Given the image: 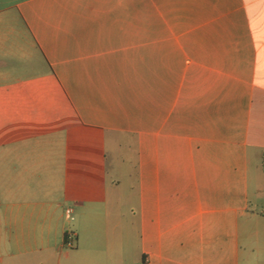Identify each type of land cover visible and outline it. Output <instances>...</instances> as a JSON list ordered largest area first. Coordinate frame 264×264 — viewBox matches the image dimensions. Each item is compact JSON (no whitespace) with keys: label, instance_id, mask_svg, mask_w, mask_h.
<instances>
[{"label":"crops","instance_id":"1","mask_svg":"<svg viewBox=\"0 0 264 264\" xmlns=\"http://www.w3.org/2000/svg\"><path fill=\"white\" fill-rule=\"evenodd\" d=\"M0 264H264V0H0Z\"/></svg>","mask_w":264,"mask_h":264},{"label":"built area","instance_id":"2","mask_svg":"<svg viewBox=\"0 0 264 264\" xmlns=\"http://www.w3.org/2000/svg\"><path fill=\"white\" fill-rule=\"evenodd\" d=\"M66 214L67 216L73 220L74 217H73V210L71 208H68L66 210ZM76 240H77V235L74 231H69L67 234H66V246L69 247V248H72L74 247L75 243H76Z\"/></svg>","mask_w":264,"mask_h":264},{"label":"rangeland","instance_id":"3","mask_svg":"<svg viewBox=\"0 0 264 264\" xmlns=\"http://www.w3.org/2000/svg\"><path fill=\"white\" fill-rule=\"evenodd\" d=\"M125 145H135L134 141H132V144H131V141L126 139L124 140V146ZM125 156V155H123ZM130 156V154H128V157ZM124 169H126V167L124 166ZM123 174L124 175H121V179H122V193L123 194H126V193H129V179L127 178L126 174H125V171H123Z\"/></svg>","mask_w":264,"mask_h":264}]
</instances>
